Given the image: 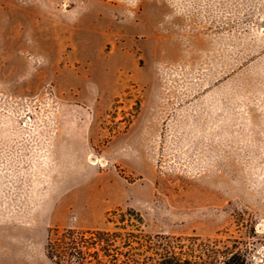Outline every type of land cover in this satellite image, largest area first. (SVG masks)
I'll return each mask as SVG.
<instances>
[{
    "label": "rangeland",
    "instance_id": "1",
    "mask_svg": "<svg viewBox=\"0 0 264 264\" xmlns=\"http://www.w3.org/2000/svg\"><path fill=\"white\" fill-rule=\"evenodd\" d=\"M115 211L262 262L264 0H0V264Z\"/></svg>",
    "mask_w": 264,
    "mask_h": 264
},
{
    "label": "trees",
    "instance_id": "2",
    "mask_svg": "<svg viewBox=\"0 0 264 264\" xmlns=\"http://www.w3.org/2000/svg\"><path fill=\"white\" fill-rule=\"evenodd\" d=\"M114 213L121 223L120 231L53 228L46 245L48 256L57 264H264V259L257 263L247 249L237 248V242L199 236L146 235L139 232L140 224L127 222L137 213ZM136 219L142 222L141 216ZM129 225L138 232L124 230Z\"/></svg>",
    "mask_w": 264,
    "mask_h": 264
}]
</instances>
